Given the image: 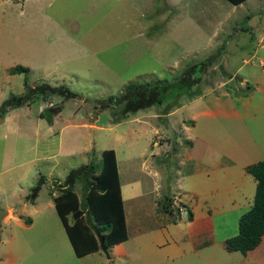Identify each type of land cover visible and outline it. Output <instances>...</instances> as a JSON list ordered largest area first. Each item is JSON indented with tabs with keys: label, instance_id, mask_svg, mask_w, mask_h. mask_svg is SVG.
<instances>
[{
	"label": "rangeland",
	"instance_id": "1",
	"mask_svg": "<svg viewBox=\"0 0 264 264\" xmlns=\"http://www.w3.org/2000/svg\"><path fill=\"white\" fill-rule=\"evenodd\" d=\"M182 2L0 0V104L10 93H23L24 76L28 86L64 84L78 94L62 101L58 96L50 102L36 99L0 118V209L10 203L3 217L34 218L31 208L27 213L21 206L38 176L45 177L35 203L29 205L43 206L32 228H20L12 220L1 224L0 264H264V234L244 255L223 248V240L237 233L238 218L250 207L254 188L250 194L242 185L237 191L245 195L229 202L225 191L215 192V197L213 192H198V197L188 193L194 183L187 178L195 162L202 165L201 156L203 162L210 160L212 148L220 154L216 184L240 178L254 183L247 173L225 175L222 170L227 164L240 170L238 165L264 158V38L258 44L255 39L264 28V0H246L236 7L227 0H188L189 19L181 18L185 22L170 28L167 6ZM226 10L227 25H218L222 33L207 41L206 34ZM195 19L196 24L187 22ZM202 62L207 66L200 71ZM17 64L28 71L11 74L9 69ZM192 66L191 77L198 79L188 94L167 97L118 119L122 102L108 104L129 83L171 81ZM48 105L54 113L51 129L38 117ZM57 146H71L75 152L57 155ZM251 148H257L253 156L240 158V149ZM103 149L115 151L121 183L139 182L143 196L126 202L124 256L117 257L111 248L107 255L100 251L76 257L51 205L58 189L50 185L89 161L98 165ZM231 153L238 156L231 158ZM142 161L158 171L155 178L143 170ZM206 162L197 167L199 174L209 168ZM206 181L200 179L195 187ZM187 209L194 211V232H189L192 223L169 225L175 247L169 252L176 256L157 250L160 226L171 224L180 213L185 217Z\"/></svg>",
	"mask_w": 264,
	"mask_h": 264
},
{
	"label": "trees",
	"instance_id": "2",
	"mask_svg": "<svg viewBox=\"0 0 264 264\" xmlns=\"http://www.w3.org/2000/svg\"><path fill=\"white\" fill-rule=\"evenodd\" d=\"M227 1L232 4H239L243 0ZM167 9L170 10L168 6ZM193 66L189 72H185L186 74L171 81L129 83L125 85L124 91L116 96V100L112 101L113 104L111 102L108 104L112 107L117 105L119 101L122 102L117 111L118 119L120 116H124L126 112H134L153 104H161L167 97H172L171 100H174L185 92L188 94L189 86L194 84L193 80L198 79V76H196L197 78L191 77L195 71ZM205 66L207 64L202 62L198 69L203 71ZM9 71L11 74H25L28 69L17 64ZM23 84L24 91L22 94L10 93L1 102L0 118L9 110L26 105L36 99L41 102H50L53 96H58L61 101L78 98V94L64 84L50 86L41 82L34 86H28L25 76L23 77ZM111 100L112 97H108V101ZM106 106L108 105L106 104ZM58 108L60 109L61 106L58 105ZM51 109L52 105L45 106L42 111H39L38 117L50 122L54 115ZM245 170L255 180L252 203L239 216L237 233L223 240V248L226 251H238L243 255L254 249L264 234V158L247 165ZM44 179V176H38L29 195L24 197L25 201L32 202ZM75 179L80 184V195L74 190ZM52 183L58 189L57 194L52 197L54 210L76 257H82L97 250L107 255L109 247L126 240L116 160L112 149L101 150L98 165L89 161L82 167L72 169L63 181L55 179L52 180ZM162 208L167 211L164 206ZM188 210H186V219L191 220V211ZM68 216L72 219L71 223L68 221ZM23 220L28 222L27 219ZM174 221L175 219L172 222Z\"/></svg>",
	"mask_w": 264,
	"mask_h": 264
},
{
	"label": "crops",
	"instance_id": "3",
	"mask_svg": "<svg viewBox=\"0 0 264 264\" xmlns=\"http://www.w3.org/2000/svg\"><path fill=\"white\" fill-rule=\"evenodd\" d=\"M183 2H182V4L180 5V6H177L175 3H169L168 4V7L170 8V11H171V9L173 10V11H171V13H172V17L171 18H169L167 21V25L168 26H170V28H173V27H177V26H179L180 24H182L183 22H185V21H180L181 20V18H185V19H189V16L187 15V12H186V10H185V5H186V2H188V0H182ZM246 0H243L242 2H240L239 4H232V3H230L229 1H227V2H229L230 4H232L231 6H233V7H236V6H239V5H241V4H243L244 2H245ZM168 10V13H169V9H167ZM167 10H166V12H167ZM176 13H179V14H176ZM225 13L226 14H224V16H223V18H222V20L221 21H218L217 22V24L215 25V28H213V30H211L210 32H209V34H206L207 35V41H212V38L213 39H216L217 37H218V34L219 33H222V31L221 30H219V28H217V26L218 25H220V29L222 28V26L224 25V27H225V25H227V23L226 22H228V17L230 16L229 14H228V10H226L225 11ZM156 15H158V14H156ZM155 15V16H156ZM169 15V14H168ZM244 18H248L247 20H249L250 18H249V15H246ZM197 21V19H195V20H189V21H187L188 23L189 22H196ZM166 22V21H165ZM164 22V23H165ZM226 23V24H225ZM196 24V23H195ZM164 26H165V24H164ZM219 32V33H218ZM251 33H253V32H251ZM249 35V34H248ZM232 37V35L231 36H228L227 37V39H229V38H231ZM251 38H252V36L251 35H249V37H248V39L249 40H251ZM264 38V28H261L260 29V34H259V37L258 38H256L255 37V39H257V41H256V43L258 44V43H260L261 41H262V39ZM226 43L228 42L227 40L225 41ZM40 111V110H39ZM11 112H12V110H11ZM11 112H10V114H11ZM39 113V112H38ZM9 115H7V116H5L4 118H6L7 119V117H8ZM55 120V119H54ZM47 122V121H46ZM54 123V121H53V119L50 121V122H47V124H48V128L49 129H51L52 128V125H54L53 124ZM154 143H152V146H155V145H153ZM64 148L63 146L62 147H60V146H57V155H62V156H67V155H70V154H73L74 152H75V149L74 148H72L71 146H69L68 148H66V149H64V150H62V149ZM154 148H156V147H153V149ZM258 148V147H257ZM257 148H255V149H240L242 152H240V158H243V157H249L250 155H252L253 156V152H254V150L255 151H257ZM153 149H150V152L148 153L147 152V154H151V150H153ZM192 149V148H191ZM113 150V149H112ZM114 151V150H113ZM209 151H210V154H209V157H210V160H209V158L207 159V162L206 161H204L203 162V157L200 155L201 153L199 152L197 155H200L201 156V162H202V165H205V162H206V164L209 166V168L207 169V170H205V171H202V172H200V174L198 173V170H197V167H200L201 169H202V165H200L198 162H195L194 164H193V168H195L192 172H190L189 174H187V178L189 179V180H191V181H193V183L194 184H192V191L190 190V191H188V193H190V194H192V195H194V196H196V197H198V196H201L202 194H206V193H208V192H213V194H214V197H215V192H217V191H225V193L227 192V195H229V198H228V201L230 202V201H240V196H242V194L243 195H245V191H243V192H238L237 190L243 185V187L245 186V189H246V191H248L250 194L252 193V191H253V188H254V186H255V180L253 179V177H252V179L254 180V183L252 184H247V180H245V183L243 182L244 181V179H242V178H240L241 179V181H239V182H235V183H231L230 184V182L228 181V182H225V184H216V182L213 180L214 178H215V176H217L218 174H219V172H216V171H214L215 170V165H216V163L218 162H220V159H219V157L218 156H220V154L216 151V150H214V149H209ZM114 154H115V160H116V153H115V151H114ZM212 154V155H211ZM144 156V155H143ZM200 156H198V158H200ZM238 156V154H234V153H231L230 154V157L231 158H236ZM197 158H194V159H192V160H196ZM209 160V161H208ZM240 160V159H239ZM140 165L142 166V168H143V170H145L146 172H148V173H150L151 174V176L153 177V178H155V174H157V170H155V169H153L149 164H147L146 162H145V164H143V161L142 162H140ZM247 165H249V164H246V165H243V166H239L238 165V168L240 169V170H237V168H236V164L234 165V164H227V165H223L224 166V170H222V171H224V174L226 175V174H230V173H232V172H234V173H236V174H238V175H240V173H247L246 172V170H245V167L247 166ZM212 167H213V169H212ZM243 167V168H242ZM116 168H117V174H118V189H119V195H120V200H121V204H122V212H123V218H124V224H125V231H126V240L128 239V233H127V217H126V202H129V203H131L132 201H134V200H137L138 198H140V197H142L143 196V188H142V185L139 183V182H136V181H130V182H124V183H121V181L119 180V171H118V166H117V160H116ZM212 174V175H211ZM248 174V173H247ZM212 176V177H211ZM211 178H212V180H211ZM200 179H205V180H207L205 183H202L201 184V186L199 187V189L198 188H196L195 186L197 185V183H198V181L200 180ZM186 185H188V187H190V185L189 184H186ZM156 186V185H155ZM178 186H181V180L179 179V181H178ZM16 188H13L12 189V191L13 190H15ZM200 192H202V194H199ZM254 192V191H253ZM232 194V195H231ZM53 196H55V194H52ZM210 195V194H209ZM231 195V196H230ZM36 196H37V194H36ZM36 196L33 198V200H32V203H28V202H24L23 204H22V206L21 207H24L25 208V210L27 211V213H29L30 211L27 209L28 207L29 208H31V211H32V214L34 215V218H33V216H31L30 214H29V216L30 217H32V218H30V217H25V216H23L24 218L23 219H27V221L28 222H25L22 218H20L19 216L20 215H18V216H13L12 214H10V215H8V217H6V218H4V217H2V219H1V222H0V226H1V224L3 223V222H8V221H10V220H12V222H13V224L14 225H16V226H19L20 228H28V229H31L32 228V226H33V219L35 220L37 217H39L40 216V213H42L41 211H40V207H43V206H41V204H39V205H37V206H34V207H30L29 205L30 204H34L35 203V200H36ZM52 196V197H53ZM244 198V197H243ZM253 198V197H252ZM244 200V199H243ZM47 201H49V200H46V202ZM51 202H52V199H51ZM45 203V202H44ZM9 202H8V200H7V202H6V204L3 206L4 208L3 209H6L7 211H9ZM45 204H47V203H45ZM51 205H52V207L54 208V206H53V202L51 203ZM128 206V205H127ZM136 208V206L134 207V209ZM133 209V210H134ZM208 210H210V208H208ZM191 211V210H190ZM208 213V212H207ZM191 214H192V221H190V222H188L187 221V219H186V216L185 217H182V215H181V213H180V218H178L177 220H175L174 222H171V224H168V223H166L165 225L163 224L162 226H160L161 228V231H159V233H160V235H159V237H158V239H160L159 240V244L157 245V250H159V248H161V251H163L164 249V253L165 252H167L168 253V255L169 256H176V255H173V254H171L169 251H170V249H172V248H175L173 245H172V237H171V234H169L168 232H167V227L169 226V225H175V224H179V225H181L182 223H185V226H187L189 223H196L197 221L195 220V218L193 217L194 216V211L192 210V212H191ZM5 219H7L6 221H5ZM203 219H207V217L205 216ZM193 223H192V226H191V228H189V232L192 234L193 232H194V230H193V228L195 229V227H194V225H193ZM188 227V226H187ZM205 230V228L204 229H202L201 228V233L203 232ZM11 235L12 234H10L9 235V237H11ZM168 236L171 238V240H169V238H168ZM163 238H165V240H163ZM10 239V238H9ZM126 240H124L123 242H125ZM123 242H120V243H116V244H114L113 246H111V247H109L108 249L110 250L111 248L113 249V250H115V253H116V256L117 257H120V256H124L125 255V247H124V245L122 244ZM261 242V241H260ZM173 246V247H172ZM258 246V245H257ZM107 249V250H108ZM98 252H100V250H97V251H95V252H91V253H89V254H86V255H84V256H82V257H85V256H89V255H92V254H94V253H98ZM107 252H109V251H107ZM160 252V251H159ZM178 252H181L180 250L178 251ZM248 252V251H247ZM246 252V253H247ZM245 253V254H246ZM109 256V255H108ZM108 256H106V257H108ZM99 264H101V261L99 262Z\"/></svg>",
	"mask_w": 264,
	"mask_h": 264
},
{
	"label": "water",
	"instance_id": "4",
	"mask_svg": "<svg viewBox=\"0 0 264 264\" xmlns=\"http://www.w3.org/2000/svg\"><path fill=\"white\" fill-rule=\"evenodd\" d=\"M8 213V211L6 209H0V222H1V219L4 215H6Z\"/></svg>",
	"mask_w": 264,
	"mask_h": 264
},
{
	"label": "clouds",
	"instance_id": "5",
	"mask_svg": "<svg viewBox=\"0 0 264 264\" xmlns=\"http://www.w3.org/2000/svg\"><path fill=\"white\" fill-rule=\"evenodd\" d=\"M50 186H53L52 184Z\"/></svg>",
	"mask_w": 264,
	"mask_h": 264
}]
</instances>
